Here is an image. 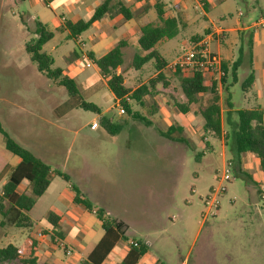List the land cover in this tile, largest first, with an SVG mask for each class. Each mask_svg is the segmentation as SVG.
Wrapping results in <instances>:
<instances>
[{
	"label": "rangeland",
	"instance_id": "obj_1",
	"mask_svg": "<svg viewBox=\"0 0 264 264\" xmlns=\"http://www.w3.org/2000/svg\"><path fill=\"white\" fill-rule=\"evenodd\" d=\"M177 1L170 2V9H175L176 14L180 11L176 8L180 7ZM195 2L188 0L191 4L188 22L180 26L178 35L157 46L169 62L183 56L196 43L193 38H203L210 51L216 53L221 49L223 56H227L232 41L230 33L219 44L216 38L207 40L206 32L219 27L231 28L232 23L241 19L236 3L229 9L232 15L226 14L223 18L220 9H209L206 13L195 10ZM237 4L246 11L244 1L238 0ZM41 6L45 8V4ZM53 10L56 15L64 12L56 6ZM33 12L29 2L0 0V124L5 131L53 170L70 176L82 196L105 210L107 219L129 227L128 231L132 232L129 237L149 236L152 260L159 259L164 264H182L184 260L186 264H264V200L256 193V178L239 172L241 156L238 160L233 150L230 129L224 145L219 137L202 130L198 140L188 141L186 158L175 157L159 133L167 129L163 126L157 130L146 129L127 116L121 118L107 80L92 62L91 68L86 66L89 60L83 54L90 52L88 35L92 30L80 37L82 45L79 46L68 32L49 26L47 29L55 33V38L43 50L54 58L53 68H62L69 76L74 68L81 69L76 78L82 98L121 125L116 134L105 125L96 130L99 124L92 122L99 121L100 115L83 109L69 110L67 90L39 72L26 51L27 43L35 38V20H29V13ZM235 53L238 56V50ZM138 54L142 55L143 51L137 40L130 41L121 68L125 85L132 90L140 80L148 82L155 72L152 63L141 69L133 66ZM168 74L172 90L169 102L173 107L187 103L181 89V78L186 74L171 69ZM242 91L241 85L231 91L232 102L238 104L236 108H246ZM198 97L191 105L193 109H201L211 100L204 94ZM151 103L149 97L146 106ZM131 106L146 118H153L137 102L131 101ZM234 117L238 119L237 113ZM7 159L12 164L19 158L6 150L0 133V161ZM229 160L236 162L233 180L226 184L227 192L220 198L215 219L210 218V224L201 225L204 199L211 189L218 188V180ZM6 173L2 172L3 178ZM59 188V185L52 187L35 210L25 214L44 227L48 221L43 217L53 212L51 208ZM80 206L76 205L77 211H82ZM60 210L68 218L70 206L66 204ZM18 215L17 211L6 218L0 215V246L17 243L21 234L24 239L30 233L29 228L16 226L14 220ZM154 215L157 221L151 220ZM157 222L160 225L152 227ZM65 234L80 238L72 232ZM46 239L50 241L49 237ZM133 240L138 241L128 238L123 246L129 248ZM93 242L94 239L90 240L84 256ZM64 251L61 247L57 249L62 259H65Z\"/></svg>",
	"mask_w": 264,
	"mask_h": 264
},
{
	"label": "crops",
	"instance_id": "obj_2",
	"mask_svg": "<svg viewBox=\"0 0 264 264\" xmlns=\"http://www.w3.org/2000/svg\"><path fill=\"white\" fill-rule=\"evenodd\" d=\"M21 1L29 2L31 8L34 9L33 12L34 14L29 13V20H35V24L36 22L39 21L43 23L46 28L51 26L56 31L68 32L62 29L63 23L66 20H70L73 23L88 20L93 15L95 10L105 0H21ZM237 1L238 0H196L195 2L196 4L194 7L195 10L202 9L203 12L205 13L208 12L209 9H220L222 12V17L225 18L226 14L232 15L230 14L229 9L232 8V5L236 3L237 13L238 16L241 18V19H237L234 23H232L233 25L231 28L219 27L206 32L207 40H212L213 38H216L218 39V42H220L219 44H221L224 38L227 37L226 33H230V36L232 37L230 48L229 47L227 48L226 57L223 56V52L221 49H218V52L216 53L213 52L220 58L223 67L227 68L228 70L225 84L223 83L222 88H220L218 91L215 89L220 98L223 133L219 138L221 139L223 145L225 144L226 139L230 137V132H229L230 127L234 128L236 126L237 120L235 119L234 114L237 113V111L244 109H248V110L259 109L264 112V0H241L246 3L245 12L241 8H239V4H237ZM120 2L123 3L124 6L132 12L133 14L132 19L126 20L124 16L119 12ZM170 2L171 0H163V3L165 4L166 16L178 17L180 21V26L185 25L188 22V10L191 8V4L187 3L188 0H178L177 5L180 7H176V8H179L180 11L179 13L176 14L175 9L174 10L170 9ZM42 4H45V8L41 6ZM112 5L113 6L111 12L108 15H106L102 20L95 22L93 26L88 31L85 32L88 33L90 32V30H92V32L89 33L88 35V41L91 45V49L90 52H88L87 56L89 60L88 62L90 63L92 62L93 64H95L94 61L89 58L90 53H93L95 58H100L106 55L109 51H111L116 45H118L122 41L127 42V45L123 50L125 51L126 49L129 48L130 41L135 42V40H137L138 42L141 28L143 26L148 24H155V25L161 24V21L159 20L158 13L155 8L156 5L155 0H113ZM55 6L60 9H63L64 12L61 15H56L53 10ZM82 35H80L77 39H75V41H77V44L79 46L82 45L80 41V37ZM54 38L52 40H54ZM194 39L196 38L192 39L193 42H195ZM197 39L198 41H202V40L206 41L203 38H197ZM168 40L169 39L160 41L156 45V49L157 46L167 42ZM235 50H238V56L236 55ZM239 58H241V67L237 71L236 77H234L231 74V69L234 63ZM167 62H168V66L162 71V73H164L165 75V79L158 84L156 90L153 91L152 95H146L143 98L142 104L138 103L140 108L145 113H147L149 116H153L152 118L153 120L150 118H146L144 114H141L139 111H135L133 108L132 109L134 112L140 113L149 122H151V125L148 126L142 122L136 121L137 124L140 125V127L142 126L145 127L146 129H152V130L161 129L162 126L167 130L172 126L180 127L182 129V133H183L182 135L187 140V143L174 142L170 139L163 137L160 133L161 131L159 133L162 136L161 138L165 140V143L168 142L166 143L167 150H170V153L172 155L174 154L175 157L180 156L181 158L182 157L186 158V155L189 150L188 141L191 142L193 141V139L198 140L201 131L202 130L204 131L203 129L204 121L201 116V110L204 107L201 109H193L191 104L189 105V111L187 113H181L176 105L175 107H173V105L169 102V98L171 97L170 93L172 90L170 85V75L168 74V71H169V66L175 61L173 62L167 61ZM92 63H91V67H92ZM149 63H152L155 69L154 63L153 62H149ZM81 72H82L81 69L74 68L72 70V76H70L76 81L77 85L78 82L76 77ZM98 72L101 74L99 68H98ZM117 72L122 75L124 74L122 73L121 67L117 69ZM251 74L254 75L253 85L251 88H247V87L244 88L243 85ZM64 75H68V74L64 72ZM157 75L158 72L155 69V72L151 78H154ZM103 78L107 80V85H108L109 78L105 76H103ZM124 83H126L125 77H124ZM147 83H148L147 81L140 80V83L133 90H136L140 86ZM205 83L207 85H210L209 83H207V81ZM160 84L161 87L159 86ZM239 85L242 86L243 94L241 95V97L242 99H244V104L246 108H236L238 104L235 101L232 102L233 96L231 91L235 90L236 87ZM204 95L206 96V98H209V100L211 99L210 97H208L209 95H211V93H207ZM149 97L152 98V103L149 104V106H146ZM131 101L132 100L129 101L130 104ZM116 106H118L117 99H116ZM105 114L106 113L101 110L99 121L96 120L92 122V124H99L96 130L100 128V125L102 126L104 125L100 120L101 117L106 116ZM119 114L121 115V118H124V116L131 118L128 115L125 114L122 115L120 111ZM109 120L111 121L112 124H116L115 120L111 116H109ZM118 125L120 124L118 123ZM91 130L96 131L93 130L92 128ZM19 163H20V158L14 161L12 164L8 162V159L5 161H0L1 187L9 180L11 171ZM235 166H236V162H234V167ZM5 171H7V173L6 176L3 178L2 172ZM56 171L57 170L52 169L51 178H50L51 183L49 188L44 193V195H42L41 197H39V199H37L35 206L29 212L35 210V207L39 205V200L40 201L43 200L47 192H49V190L52 187L59 185L60 188L57 192L58 195L57 197L54 198V202L51 208V211L53 212L50 213H55L60 216V221L58 224L59 226L57 228V231L61 234V238L56 239V243H54L49 235L43 237L39 236L38 232L40 231L44 230L51 232L49 228V224L47 222L46 225L42 227V225H40L39 223H37L35 220L32 219L36 223V225L31 229L29 228L30 233L26 236V238L23 239L21 234V237H18L17 239V243H13V245L20 247L25 243L28 237L32 236L38 240L36 256L38 258L39 264H81L82 262L88 259L89 255L95 249L97 244L102 240V238L105 235V231L103 229L102 222L98 219L97 215L94 212L93 213L89 212L88 210L84 209L82 206L74 202L76 194L73 190V186H77V185L72 182L71 177L69 176L70 180L67 181L64 179V177L60 176ZM242 171H244L246 176L248 177L254 176L256 178L257 181L255 184L256 193L258 194L259 199L262 200L261 195L264 193V171L261 168L260 159L251 152H246L242 154L239 163V172ZM18 192L21 194L24 193L30 195L31 193L30 183L28 181L22 182L18 187ZM193 192H195V190H193ZM82 197L85 198L84 196ZM66 204H68L71 209L68 212V218L66 217V214H63V212L60 210V208L65 207ZM76 205L82 207V211H77ZM72 209L74 211L73 214H72ZM50 213L47 212L43 218L46 217V219H48ZM154 217L155 215L151 217V220L157 221L156 217L155 218ZM210 222L211 221L208 220L206 222H203L201 225L208 223L210 224ZM118 223L121 224L120 222ZM121 225L122 227L119 230V233L122 236H124L127 240H120L116 244V246L112 249V251L110 252V254L107 256V258L104 260L102 264H113L115 261L117 262L116 264L120 263L130 249V247L127 248L123 246V243L125 242L127 243L128 238L138 240L136 242L139 243L140 242L145 243L148 247L151 246V242H149V236H144L141 238L136 236L129 237L128 234L130 233L132 234V232L128 231L129 227L124 226L123 224ZM159 225L160 223L157 222L154 223L152 227H158ZM63 226H66L65 230H63L62 228ZM66 232L67 233L72 232L75 235H80V238H73L70 236V234L68 235L65 234ZM47 237L50 238V241L46 239ZM89 239L91 241L94 239L95 242H93L90 249H88V251L86 252L87 255L84 256L83 251L87 249V245H89L90 242ZM57 242L59 244H57ZM59 246L65 250L64 251L65 259H62V257L58 256L57 249L60 248ZM1 247H5V246H1ZM68 251H71V254H68ZM139 264H164V263L161 262V260L159 259L152 260L150 256V252H148L140 260ZM182 264H186L185 260L182 262Z\"/></svg>",
	"mask_w": 264,
	"mask_h": 264
},
{
	"label": "trees",
	"instance_id": "obj_3",
	"mask_svg": "<svg viewBox=\"0 0 264 264\" xmlns=\"http://www.w3.org/2000/svg\"><path fill=\"white\" fill-rule=\"evenodd\" d=\"M155 1V8L161 24H148L141 28L138 43L143 54L135 56L133 66L136 69H141L149 62H153L158 72L156 77L151 78L147 84L140 86L136 90H132L125 85L123 75L117 72V69L123 65V50L127 45L125 41L120 42L111 51L100 58H95L93 53L89 54V58L94 61L96 66L100 69L101 74L109 78L108 87L115 98L120 101L121 106L125 110V115L148 126L151 125V122L140 113L134 112L129 101L132 100L142 104L143 98L146 95H152L158 84L165 79V75L162 71L168 66V62L156 49V45L162 40L175 38L180 31L179 18L166 16L163 0ZM112 2L113 0H105L86 21L73 23L70 20H66L63 23L62 29L68 31L72 39H77L80 35L88 31L95 22L102 20L111 12L113 6ZM119 12L126 20L133 18L132 12L121 2L119 3ZM35 35L36 37L27 43L26 51L30 55L31 60L37 65L39 72L44 74L47 78L57 81L67 90L70 97L68 102L69 110L83 109L100 115L101 109L97 105L85 101L80 94L76 81L72 77L64 75L62 68H53L54 58L44 52L43 48L54 38V32L49 31L43 23L38 21L36 22ZM194 41L197 42L198 39L196 38ZM240 67L241 58L234 63L231 69V74L234 77H236ZM223 68L228 74L227 68ZM177 73L182 74L181 71H177ZM226 79L227 77L223 81L224 84ZM253 82L254 75L251 74L244 83V88H251ZM181 89L187 99V103H178L176 105L181 113H187L189 111V105L196 103L199 95L211 93V100L208 105L201 110V116L204 121L203 129L206 133H212L220 137L223 133L221 105L219 95L215 90V85H207L203 74L201 72H195L191 76H182ZM237 117L236 126L234 128L230 127L233 139V150L238 156V160L240 156L246 152L255 154L260 159L261 168L264 171V112L259 109H244L237 111ZM100 121L111 129L112 134L117 133L121 128V125L112 124L107 115L101 117ZM0 133L4 137L6 150L20 158V163L11 171L9 180L0 188V215L6 218L12 212L17 211L19 215L17 219L14 220L16 226H23L31 229L36 223L26 215L25 212L31 211L37 199L44 195L49 188L52 168L39 159L33 152L15 141L5 131L1 124ZM160 133L163 137L174 142L187 143V140L182 135V129L180 127L172 126L167 131H161ZM232 162L234 163L235 161ZM56 172L64 177L65 180H70L68 175L59 171ZM25 181L30 183V195L18 192V187ZM73 190L76 194L74 202L81 205L89 212H94L102 222L105 231L102 240L97 244L88 259L81 264H102L120 240H127L119 233L122 225L107 219L105 210L95 207L92 202L83 198L77 186H73ZM47 221L51 232L43 230L38 232V235L42 237L49 235L52 241L56 243V239L61 238V234L57 231L60 216L55 213H50ZM2 224L4 223L2 222ZM37 247L38 240L32 236L28 237L25 243L20 247L13 244H9L5 247L0 246V264L15 261L21 264H39L36 256ZM148 252L149 247L145 243L140 242L138 246L130 245L129 251L118 264H139L140 260Z\"/></svg>",
	"mask_w": 264,
	"mask_h": 264
},
{
	"label": "built area",
	"instance_id": "obj_4",
	"mask_svg": "<svg viewBox=\"0 0 264 264\" xmlns=\"http://www.w3.org/2000/svg\"><path fill=\"white\" fill-rule=\"evenodd\" d=\"M83 57L88 59L86 54H83ZM86 66L91 67V63L88 62ZM169 69L174 72L181 71L187 76H191L195 72H201L205 82L207 81L210 85L214 84L217 91L222 88L223 81L227 77V73L223 68L220 58L210 51L208 42L203 40L194 43L183 56L179 57L169 66ZM118 107L120 108V113L122 115L125 114V110L121 106L119 100ZM95 126L96 125H94V127ZM233 167L234 163L232 161H227L225 163L221 178L218 180V188L211 189L210 194L205 197L204 222L216 216L221 204L220 198L227 192L226 184L233 180ZM262 198L264 200V194ZM130 243L134 246L139 245L136 241H131ZM68 254H71V251H68Z\"/></svg>",
	"mask_w": 264,
	"mask_h": 264
}]
</instances>
